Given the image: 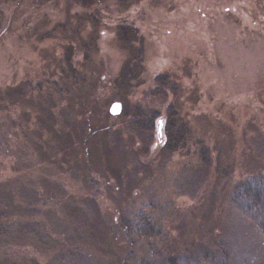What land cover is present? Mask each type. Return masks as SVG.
<instances>
[{"label": "rangeland", "instance_id": "374dc122", "mask_svg": "<svg viewBox=\"0 0 264 264\" xmlns=\"http://www.w3.org/2000/svg\"><path fill=\"white\" fill-rule=\"evenodd\" d=\"M251 179L264 0H0V264H264Z\"/></svg>", "mask_w": 264, "mask_h": 264}, {"label": "trees", "instance_id": "16d2710c", "mask_svg": "<svg viewBox=\"0 0 264 264\" xmlns=\"http://www.w3.org/2000/svg\"><path fill=\"white\" fill-rule=\"evenodd\" d=\"M162 127L164 131V139L161 142V147L165 151H170L173 149L171 141H174L171 137L172 121H170V124L168 125V122L163 120ZM177 142L179 143L181 140L178 139ZM234 198L237 206L244 213L256 219L257 225L264 235V183L257 179L255 181L252 180L246 184H242L237 188ZM142 228L147 229V227ZM141 231L144 230L141 229Z\"/></svg>", "mask_w": 264, "mask_h": 264}, {"label": "water", "instance_id": "95a60500", "mask_svg": "<svg viewBox=\"0 0 264 264\" xmlns=\"http://www.w3.org/2000/svg\"><path fill=\"white\" fill-rule=\"evenodd\" d=\"M110 114H118L120 112L119 103H112L108 109Z\"/></svg>", "mask_w": 264, "mask_h": 264}]
</instances>
